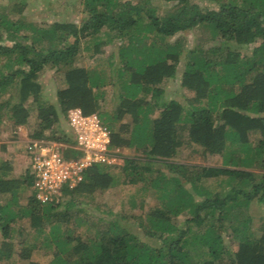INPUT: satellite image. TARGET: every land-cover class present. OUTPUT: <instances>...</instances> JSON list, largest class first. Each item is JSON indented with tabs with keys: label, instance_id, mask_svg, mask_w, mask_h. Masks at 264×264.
I'll return each mask as SVG.
<instances>
[{
	"label": "trees",
	"instance_id": "trees-1",
	"mask_svg": "<svg viewBox=\"0 0 264 264\" xmlns=\"http://www.w3.org/2000/svg\"><path fill=\"white\" fill-rule=\"evenodd\" d=\"M161 1L172 3L157 13L138 0H83L81 25H34L0 13V39L4 33L12 42L0 47V123L8 116L15 126L26 124L31 100L40 123L32 138L71 143L59 115L66 118L78 107L109 127L110 148L123 158L118 172L107 164L87 167L83 180L57 202L36 198L28 166L15 177L10 162H0V262L14 255L13 233L26 218L33 241L17 251L21 260L42 249L51 254L50 264H264V225L253 231L248 214L253 201L264 206V0H208L210 9L193 0ZM24 7L13 3L9 11ZM186 29L204 32L205 41L190 49L169 41ZM115 39L120 44L109 65L116 67L120 90L107 113L101 102L113 80L105 69L74 63L80 50L93 58ZM255 42L260 44L254 57L240 54V46ZM184 58L180 86L189 95L185 102L167 100L165 84ZM61 67L68 69L65 87L56 90L57 109L41 100L38 78L47 68ZM13 91L16 101L1 102ZM125 116L131 120L123 122ZM195 145L204 155L220 156L221 164L176 161L181 149ZM125 148L142 159L122 155ZM77 154L65 150L66 156ZM121 178L143 182L160 204L138 215L132 227L110 218L94 235L64 228L70 215L58 216L57 209L108 190ZM209 179L230 192L213 191ZM180 215L186 218L179 223Z\"/></svg>",
	"mask_w": 264,
	"mask_h": 264
},
{
	"label": "rangeland",
	"instance_id": "rangeland-1",
	"mask_svg": "<svg viewBox=\"0 0 264 264\" xmlns=\"http://www.w3.org/2000/svg\"><path fill=\"white\" fill-rule=\"evenodd\" d=\"M83 0H0V13H5L7 18L16 20L23 23H31L34 25H49L53 22H73L81 25L86 16L83 13ZM124 1V0H122ZM137 1V0H136ZM140 3H147L156 7L157 13H162L165 8H168L172 2L167 5L161 0H138ZM198 2L202 7L211 8L208 0H193ZM13 3L25 4L21 12H10V7ZM24 31V30H23ZM21 35V34H20ZM5 34H1L0 47H10L12 42L6 40ZM179 40L187 49L200 46L205 41L204 32L199 29L183 30L178 32L169 41ZM120 41L115 39L112 43L103 48V53L95 55L93 58L85 50H80L76 57L74 66H83L87 68L105 69L106 74L113 80L114 84L106 86V94L104 101L101 102L102 110L111 112L118 102V92L120 90L117 84L116 67L110 66V55L114 53ZM260 42H255L250 45H242L239 47V52L245 57H254L259 51ZM185 58L181 60L177 67L176 74L171 77L165 84V99H177L184 101L189 95L180 86L181 74L185 64ZM68 67H61L59 70L47 68L43 71L38 82L41 86V100L49 102L58 108L56 98V90L65 87L63 83V72ZM16 91L6 93L1 98V102L10 99L12 102L16 101ZM30 115L26 124L21 126L13 125L7 117L3 118L0 123V162H10L12 174L15 177H20L25 173L28 166L27 154L25 152L26 142L32 139L33 134L39 130L40 123L36 116L37 105L31 100L27 103ZM9 112H7L8 115ZM60 116V126L64 130H68L66 118L62 114ZM131 118L125 116L122 121L129 122ZM69 131V130H68ZM47 133V132H46ZM122 150V149H121ZM122 155L125 156H138L142 159L139 152L133 149H123ZM178 162L189 163L195 165H220V156L204 155L202 149L195 145L188 149H181L177 157ZM123 163L119 161L113 165V168L118 172L119 166ZM206 184L213 190L229 193V189H223L218 183V179H209ZM143 182L129 183L124 179H120L119 183L103 192H96L91 197L83 199L78 204L72 207L62 206L57 209V215L69 213V220L64 225V228L70 229L72 234H82L83 236L93 234L98 227L105 226L106 220L110 218L120 219L122 223H127L131 227L134 225L135 218L138 215H144L150 208L158 206L160 200L156 197L150 188L143 189ZM31 193L28 187L22 193V202H25L26 197ZM248 214L252 217V229L259 232V227L264 225V206L253 201L250 204ZM186 215L177 217V222H182ZM81 221V222H80ZM80 222V224L78 223ZM16 225L15 232L13 233V241L16 246L14 247V255L11 260L0 262V264H50L51 254L43 253L42 249H35L31 252L28 260H21L17 256V251L20 248L27 247V241L31 244L32 228L29 226L27 219H22ZM20 232V233H19ZM1 240V237H0ZM41 238H39L40 241ZM25 241V242H24ZM231 246L235 247L236 242H231Z\"/></svg>",
	"mask_w": 264,
	"mask_h": 264
},
{
	"label": "built area",
	"instance_id": "built-area-1",
	"mask_svg": "<svg viewBox=\"0 0 264 264\" xmlns=\"http://www.w3.org/2000/svg\"><path fill=\"white\" fill-rule=\"evenodd\" d=\"M66 122L71 143L32 138L25 145L33 189L41 202H57L65 189L83 180L87 167L96 163L113 166L123 159L119 149L110 148V129L96 113L71 108ZM65 150L78 154L66 156Z\"/></svg>",
	"mask_w": 264,
	"mask_h": 264
}]
</instances>
